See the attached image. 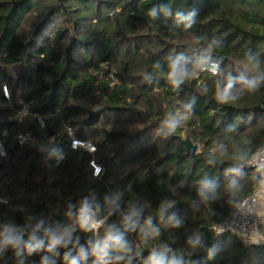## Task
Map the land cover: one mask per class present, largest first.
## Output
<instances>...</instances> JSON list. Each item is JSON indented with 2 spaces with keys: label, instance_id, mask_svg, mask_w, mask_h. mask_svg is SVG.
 Instances as JSON below:
<instances>
[{
  "label": "trees",
  "instance_id": "1",
  "mask_svg": "<svg viewBox=\"0 0 264 264\" xmlns=\"http://www.w3.org/2000/svg\"><path fill=\"white\" fill-rule=\"evenodd\" d=\"M192 12L186 27L177 14ZM204 54L217 73L197 67ZM179 56L189 75L174 87ZM229 77L258 86L238 81L220 103ZM72 136L95 153L72 149ZM0 145V264H70L110 232L126 247L107 264H264V241L212 231L259 186L248 162L264 146V0H0Z\"/></svg>",
  "mask_w": 264,
  "mask_h": 264
},
{
  "label": "clouds",
  "instance_id": "2",
  "mask_svg": "<svg viewBox=\"0 0 264 264\" xmlns=\"http://www.w3.org/2000/svg\"><path fill=\"white\" fill-rule=\"evenodd\" d=\"M149 14L151 16H155V9H150ZM180 20H186L188 23L186 24V27H191V24L194 23L193 16L195 15V12L189 13L188 16H183L182 14H177ZM213 44L217 43L216 40H213ZM211 49V45L209 46V50ZM206 50V53L207 51ZM188 62V60L183 57L179 56L177 57L172 63L169 65L170 71L168 73V78L171 82V84L174 87H179L181 83L184 82V80L188 77L189 73L188 70L184 67V65ZM210 57L207 54H204L201 56V58L197 61V67L200 70H208L212 72L213 74L216 73L217 65L215 63L211 64V67H209ZM159 67V65H157ZM194 75V73H193ZM240 82L244 85H246L250 90H255L257 85V82L255 80H245L243 77L239 78H232L229 77L224 85V88L218 92L217 94V100L220 103H227L229 100L235 99V97L232 95V90L234 84L237 82ZM186 108H190L191 105H186ZM167 127L169 130L174 131L178 124L179 120L176 117H172L166 122ZM100 172L99 168H96V174ZM262 186H264V181H261ZM204 187H210V185L205 184ZM230 187H236V181H232ZM90 213V209L85 202L84 205L80 209L79 214V221L82 228L85 229H91L95 227V222L93 221ZM34 237H31L29 239V242L27 244V247L29 251H31L33 248H37L40 246L39 243H33ZM4 243L6 244H12L13 246H16L20 243L19 238H7ZM61 243L60 238L53 237L51 239V243L49 244V249L55 247L56 245ZM125 244L123 243V238L121 234L110 232L106 238L103 241H98L96 244H94L90 250V252L85 251L83 248L80 249L78 256L73 257L70 261V264H78L79 260L87 259V257L91 254L97 257V260L100 262H103V264H107V262L104 260L105 257L108 256L109 251L118 248V249H125ZM67 259V257H65ZM117 259H121V257H117ZM147 264H179V261L176 259H165L163 255H155L153 254L149 260L147 261Z\"/></svg>",
  "mask_w": 264,
  "mask_h": 264
},
{
  "label": "built area",
  "instance_id": "3",
  "mask_svg": "<svg viewBox=\"0 0 264 264\" xmlns=\"http://www.w3.org/2000/svg\"><path fill=\"white\" fill-rule=\"evenodd\" d=\"M216 62H211V64ZM5 93L8 94V90L5 88ZM28 114V110H23L20 116ZM38 120L42 126L45 125L44 120L41 116H38ZM30 138V135H21L19 137L20 141L23 142L26 138ZM72 149H85L90 153H95L96 146L89 140L79 138L77 136H72L71 139ZM1 154H5L4 148L0 145ZM64 158L63 154L57 156L56 162L59 163ZM90 165L93 169L95 176H98L102 172L101 165L95 160L90 161ZM253 168H257L259 172V186L258 188L249 196L243 198L237 205L235 212L232 215L227 216L220 222L216 223L212 227V231L216 235H222L226 233L237 234L241 241L249 246L256 242L257 231L260 229L262 220L264 219V186H262L261 181H264V146L261 147L248 162ZM96 168L100 169V172L96 174ZM0 201H5L0 198ZM90 209V208H89ZM90 213L95 218V212L90 209ZM95 222V221H94Z\"/></svg>",
  "mask_w": 264,
  "mask_h": 264
},
{
  "label": "water",
  "instance_id": "4",
  "mask_svg": "<svg viewBox=\"0 0 264 264\" xmlns=\"http://www.w3.org/2000/svg\"><path fill=\"white\" fill-rule=\"evenodd\" d=\"M182 144L185 145L187 154H196L199 150V145L194 144L189 137L182 138L179 137ZM105 220L100 222V224H103Z\"/></svg>",
  "mask_w": 264,
  "mask_h": 264
},
{
  "label": "crops",
  "instance_id": "5",
  "mask_svg": "<svg viewBox=\"0 0 264 264\" xmlns=\"http://www.w3.org/2000/svg\"><path fill=\"white\" fill-rule=\"evenodd\" d=\"M258 231H259V234L257 233V235H256L257 238L256 239H257L258 243H259V241L263 242L264 241V224L260 228V230H258Z\"/></svg>",
  "mask_w": 264,
  "mask_h": 264
},
{
  "label": "rangeland",
  "instance_id": "6",
  "mask_svg": "<svg viewBox=\"0 0 264 264\" xmlns=\"http://www.w3.org/2000/svg\"><path fill=\"white\" fill-rule=\"evenodd\" d=\"M176 115H178V119L180 120L181 118V116H180V114L179 113H177ZM185 138V137H184ZM90 215H91V213H90ZM92 216V215H91ZM92 219H93V221H95V218L92 216ZM263 224H264V219L262 220V223H261V225H260V228L263 226ZM260 230V229H259ZM257 233L259 234V231H257ZM257 238V237H256ZM256 242H258L257 241V239H256ZM259 242H261V241H259Z\"/></svg>",
  "mask_w": 264,
  "mask_h": 264
}]
</instances>
